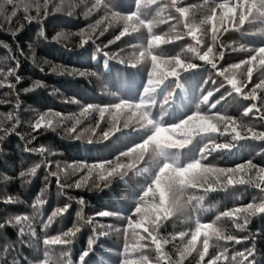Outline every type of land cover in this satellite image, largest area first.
Returning a JSON list of instances; mask_svg holds the SVG:
<instances>
[{
  "label": "trees",
  "instance_id": "obj_1",
  "mask_svg": "<svg viewBox=\"0 0 264 264\" xmlns=\"http://www.w3.org/2000/svg\"><path fill=\"white\" fill-rule=\"evenodd\" d=\"M36 2L43 4V0ZM93 2L94 0H50L48 15H43L44 9L41 7L39 20L33 19L30 23L24 19L22 10L11 23L0 18V82L4 84L0 87V128H10L15 124V131L0 142V222H6L17 215L30 217L22 225L23 236L20 235V226L10 225L0 231V264H40L46 252L47 264H79L78 259L85 250H89V253L84 264H121L125 258L124 238L123 232H117L116 229L126 228L128 217L137 218L134 212L139 198L165 162L156 155L155 150L151 151L149 148V154L146 153L137 164L139 170L130 171L124 178L118 175L112 177L107 187L95 174L81 188L68 187L85 175V172H73L70 165L115 162L117 157H120V163L127 164L130 162L129 158L121 157L120 154L142 143L152 131L147 126V121L141 120L143 109L135 107L143 96L148 72L151 70L150 58L136 62L139 53L147 47L148 30L142 27L138 32H132L130 29L129 35L108 44L109 40H113L123 30V23L113 20L103 36H99L100 29H97L92 40L81 47V30L89 28L105 16L104 8L85 15ZM106 2L110 11L122 15L133 12L136 5V0ZM235 2L236 0H179V6L188 9V23L203 29V34L197 33L198 37L202 35L200 45H196L192 37L186 34L184 20L171 7V0H160V5H167L162 11L157 5L144 10L146 19L154 21L153 33L170 40L153 49V53L164 59L179 56L185 63L197 65L186 72L180 70L178 79L168 77L155 93L156 101L147 110L162 126L177 124L199 108L202 115H228L256 131H264V119L260 118L259 113L253 110L248 116L243 115L252 103H257L258 106L264 103V90H258L257 94L261 99L246 100L236 94L231 85L217 74L220 68H227L247 59L253 54L251 49L264 46V17L250 18L251 22L246 23L242 30L232 29L226 18L223 23L219 19L207 24L201 23L216 5H231ZM56 5L62 6L60 12L55 11ZM35 6L33 4L28 13L33 17L37 15ZM6 10L10 11L11 5H7ZM216 14L219 17L222 10L216 8ZM213 24L218 29L215 52H224L222 59H215L216 69L189 51L196 47L202 54L208 46H213ZM227 25H230L229 30L225 31ZM105 26L101 25L100 28ZM177 36L181 38L177 39ZM133 63L136 64L135 67L132 66ZM10 70L14 71V75H8ZM17 75L20 77L19 82L16 81ZM237 79L247 81L246 68L238 72ZM261 79H264V68L257 66L253 70L252 82L244 91H249ZM37 81L40 87H34ZM9 84H14L15 87H9ZM25 89L33 90L26 92ZM209 91L213 92V96L207 104L202 103L203 96ZM168 92L172 96L164 105L163 100ZM121 101H127L133 107L120 113L117 124L120 130L107 139L102 137L112 127L109 112H105L103 119L97 111L80 115L87 105L107 107ZM217 101L220 102L216 103ZM214 103L216 107L212 108ZM162 106L165 109L163 112ZM46 112H58L64 119L57 118L54 127H41L34 131L33 123L39 115ZM9 113L12 118H9ZM77 119L79 123H76ZM17 120L19 123H16ZM125 122L128 123L127 128L124 127ZM74 124L76 132L69 134L66 130ZM186 131L180 130L173 134L174 138L182 139ZM213 135L217 143L229 140L228 136ZM209 139L207 135L197 136L184 149L169 150L167 162L178 161L181 165L192 162L199 158L202 146L209 143ZM169 140L170 135L164 134L154 143L164 144ZM40 148L45 149L43 154L33 151ZM248 160H252L258 168L264 167V141L242 140L231 152H214L202 163L223 168L235 167ZM36 165H40L36 174L29 175V170ZM52 172L58 174L64 188L59 187L57 176L51 175ZM21 173L25 175L21 176ZM248 175L255 179L256 169ZM188 194L203 195L201 206L193 211L192 207L196 204L193 201L183 212H177L164 220L158 229L159 235L169 240V243L163 245V250L173 261L179 258V250L191 238V232L199 221L202 224L215 223L225 235L249 237L241 244L211 239L212 247L209 249V256L205 257V264L212 255L225 248L228 249L229 260L219 264H233L231 257L253 244L255 264H264V214L251 217L243 232L236 228L234 218L221 216L219 221L216 220L225 211L264 200V191L246 184L229 186L227 189L218 188L207 193L203 188L188 189ZM38 198L44 203L33 208ZM158 199L157 195L153 202H158ZM81 200L83 204L80 203ZM146 200L152 201L153 198L148 197ZM65 205L69 206L68 212L49 223L51 213L57 207ZM142 207L150 220L155 215L151 211V204ZM103 211L113 215L99 217L97 214ZM238 222L243 221L241 219ZM73 225L79 226L81 231L70 245L43 244L45 239L61 235ZM33 230L35 236L32 235ZM138 231L146 235L142 229ZM180 232L189 233L184 241L178 238ZM173 236L177 239L172 240ZM90 239L93 241L91 247ZM202 241L203 236L197 242L198 249L202 247ZM140 254L139 251L133 252L130 245L127 254L129 259H137ZM143 254L150 258L151 264H164L158 260L154 245L143 249ZM198 260V253L193 252L184 264H197Z\"/></svg>",
  "mask_w": 264,
  "mask_h": 264
},
{
  "label": "snow or ice",
  "instance_id": "obj_2",
  "mask_svg": "<svg viewBox=\"0 0 264 264\" xmlns=\"http://www.w3.org/2000/svg\"><path fill=\"white\" fill-rule=\"evenodd\" d=\"M63 2V0H61ZM50 0H43V4H39L36 0H0V18L11 23L14 18L17 17L18 12L23 11L24 19L29 23L33 19L39 20L41 14V7H43V15H48V5ZM35 4V11L37 15L35 17L29 15L28 13L32 10V6ZM7 5H11V10L7 11ZM22 5V8H21ZM152 5L160 6L161 11L163 8H166L167 5H160V0H136L135 9L133 12L128 15H122L118 12H112L109 10V5L106 0H94L90 7L87 8L85 15H90L94 11H98L101 8L105 9V16L97 20L95 24L90 25L89 28L81 30L79 33L81 37V47H84L86 44L92 40L93 34L99 30V36H103L105 32L108 31V27L111 26L113 20H119L123 23V30L120 31L119 35H116L113 40H109L108 44H113L116 41H119L122 37L130 34V29L132 32H138L140 28H146L149 33V39L147 42V47L139 53V59L137 63L149 59L151 61V70L148 72L147 86L143 89V96L140 101L135 104V107L143 109L141 114V120L147 121V126H150L152 129L151 134L138 145L131 147L128 151L122 152L121 157L129 158V163L123 164L120 163V157H117V160L107 161L101 164H76L70 165L73 172H85V175L75 182L74 185H69L68 187L81 188L87 184V182L92 179L95 174L96 178L104 184L105 187L108 186L110 180L114 176H120L124 178L130 171L139 170L137 164L143 160V157L146 153L149 154V148L151 151L155 150L156 155L160 158H163L165 162L162 166L159 167L158 173L155 175L152 183L148 185L143 194L139 198V202L135 207L134 215L137 217L133 219L132 217L127 218V227L123 230L117 228V232H123V254L124 259L121 261V264H151V260L147 255L143 254V249L148 248L150 245L155 246V252L157 254L158 260L164 262V264H184V261L190 256L193 252H197L199 260L197 264H205V257L209 256V249L212 247L210 245V240L223 239L227 242H232L235 244H241L249 239L248 236L239 238L235 235H225L223 230L218 227L215 223L202 224L199 221L196 223L195 230L191 232V238L186 241L183 249L179 250V258L176 261H173L170 256L163 250V245L169 243V240L164 239L158 233L160 224L170 218L172 215H175L177 212H183L186 208L192 205V202L195 201L196 204L192 207V210L195 211L201 206L202 201L204 200L203 195L188 194V189H197L203 188L205 193L209 191H215L218 188L227 189L229 186L236 185H252L261 191H264V167H259L253 163L252 160H248L245 163L237 164L235 167H215L210 164L202 163L214 152H231V150L237 146V144L244 140H253V141H264V131H256L251 127L244 125L241 122H238L235 118L228 115H202L197 108V111L188 116L186 119L181 122L174 124L169 127H164L159 121H155L151 117V113L148 112V108H151L156 101L155 93L157 90L165 83L168 77H176L177 79L180 76V70L188 71L189 69L195 68L197 65L195 63H185L179 56H173L170 59H164L158 54L153 53V49L157 48L160 45L169 43L170 40L166 39L165 36L156 35L153 33L154 21L146 19L145 11ZM171 7L175 9L176 13L179 14V17L184 20V27L187 29V35H190L195 41L196 45L202 43L201 37L197 36V33L203 34V29L194 26L188 23V9L179 6V0H171ZM216 8L222 10V14L217 17ZM62 10L61 5L55 6V11L60 12ZM159 15V13H158ZM259 16L264 17V0H236L234 4L221 3L212 8L210 14L205 17L201 22L202 24H207L211 21L219 19L223 23L226 18L234 30H242L246 23H250L252 17ZM172 18V17H170ZM101 25H106L103 28H100ZM228 31V28L224 29ZM217 27L213 24L211 28V41L213 46H208L205 51L201 54L196 47H192L189 51L195 53L196 57L204 61L205 63L211 65L213 69L217 68L215 59L217 57L223 58L224 52L219 53L215 52V45L218 43L217 37ZM15 35V33H13ZM181 37L177 36V39ZM7 47V45H3ZM107 47V45H105ZM223 47V45H221ZM253 54L250 55L247 59L241 60L239 63L230 65L227 68H220L217 74L224 78L227 84L231 85L232 90L242 96L244 99L249 101H256L261 99L258 96V90H264V79H261L258 83H255L251 89L247 92L244 91L248 87V84L252 82L253 70L255 67L259 66L264 68V46L258 49L250 50ZM147 53V56L145 55ZM136 66L135 63L132 65ZM246 68V77L247 81H238L237 74L242 69ZM56 69H53L55 71ZM8 75H14V71H9ZM20 77L16 76V81L19 82ZM215 83V81H213ZM4 84L0 82V87H3ZM9 87L14 88V84H9ZM34 87H40L39 82L37 81ZM178 87V84H177ZM223 87V85H221ZM33 89H25L24 91H32ZM219 91V89H217ZM172 93L164 97L163 103L166 105L171 98ZM213 96V92L209 91L207 95L203 96L202 103L207 104L209 98ZM217 101L216 103H219ZM216 103L212 104L211 107L215 108ZM133 105L127 101H121L107 107H101L98 105H87L82 112L81 116L90 111H97L101 119H103L105 112H109L112 116V127L103 133V139L109 138L114 132L120 130L117 126L119 121L120 113L125 109L132 108ZM17 108H19V101H17ZM162 112L165 110L162 106ZM255 110L260 114V118L264 119V103L260 106L257 103H252L249 107L246 108L243 115L248 116L250 113ZM9 118H12V114L9 113ZM57 118L64 119L61 117L60 113H51L46 112L38 116L36 121L33 123V130H38L41 127H54ZM203 120L208 125L207 129L195 128L193 127L197 121ZM16 123H19L17 120ZM76 123H79L77 119ZM124 127H128V123L125 122ZM180 130H187L186 133L182 136V139H175L173 134L178 133ZM15 131V124L10 128H0V142L7 137L10 132ZM69 134L76 132L75 124L66 130ZM94 131V130H93ZM164 134L170 135V140L168 143L156 144L154 141ZM220 137L228 136L229 140L227 142L217 143L215 142V136ZM207 135L210 137L209 143H206L202 146L199 158L189 162L185 165L179 164L176 162H167L169 150L175 149H184L186 146L192 143L193 139L197 136ZM33 151H38L41 154L45 151L44 148L34 149ZM40 165H36L29 170V175H35L37 168ZM253 169H256V178L249 176L248 173L252 172ZM145 171L147 169H144ZM53 176H57V184L59 187L64 188V185L60 183L59 176L57 173H50ZM24 176V173L20 174ZM158 195V202H153L155 197ZM187 197L182 199V197ZM152 197L153 200H146V198ZM44 201L42 199L37 200V203L33 205V208H37L39 205H42ZM83 204V201H80ZM151 204V211L155 213L151 219H147V212L144 210V205ZM69 206L65 205L63 207H57L51 215L48 217V222L51 223L55 218L67 213ZM257 214H264V200H261L259 203L252 202L243 207L233 208L229 211H225L216 217V220L219 221L221 216L234 218L233 223L239 231H246L247 225L250 222V218L256 216ZM99 217H108L113 215L107 211H103L97 214ZM30 217L17 215L12 219L7 220L6 222H0V231L5 229L7 226H20V235L23 236L24 228L23 223L28 221ZM242 219V223L238 222ZM47 226V225H45ZM30 227V226H29ZM146 233L142 235L140 231ZM130 230V231H129ZM81 231L80 227L73 225L67 231H64L61 235H57L51 239H45L43 241L44 245L49 244H61V245H70L73 242V239ZM32 235L35 236L36 233L33 230ZM101 235H107V233H101ZM189 233L180 232L178 238L181 241H184ZM203 236L202 247L197 248V242L199 238ZM177 239L176 236L172 237V240ZM140 241H148L150 243H140ZM92 240H89V246L91 247ZM131 245V250L133 252L139 251L141 254L137 259H129L128 253ZM89 250L82 252L79 257V264H84L85 258L87 257ZM47 252L42 258L40 264H47ZM228 249L225 248L223 251L218 254L212 255L206 262V264H219L221 261H228ZM233 264H255V245L252 247L246 248L243 252H238L231 257Z\"/></svg>",
  "mask_w": 264,
  "mask_h": 264
},
{
  "label": "clouds",
  "instance_id": "obj_3",
  "mask_svg": "<svg viewBox=\"0 0 264 264\" xmlns=\"http://www.w3.org/2000/svg\"><path fill=\"white\" fill-rule=\"evenodd\" d=\"M193 127L207 129V128L210 127V125H208L206 122H204L203 120H201L198 123L194 124Z\"/></svg>",
  "mask_w": 264,
  "mask_h": 264
},
{
  "label": "rangeland",
  "instance_id": "obj_4",
  "mask_svg": "<svg viewBox=\"0 0 264 264\" xmlns=\"http://www.w3.org/2000/svg\"><path fill=\"white\" fill-rule=\"evenodd\" d=\"M230 25H227L226 27L229 28Z\"/></svg>",
  "mask_w": 264,
  "mask_h": 264
}]
</instances>
